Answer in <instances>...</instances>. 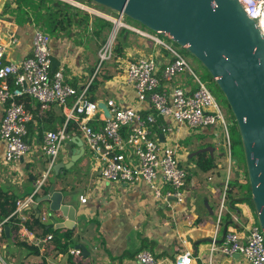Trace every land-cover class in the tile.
Instances as JSON below:
<instances>
[{"label": "crops", "instance_id": "1", "mask_svg": "<svg viewBox=\"0 0 264 264\" xmlns=\"http://www.w3.org/2000/svg\"><path fill=\"white\" fill-rule=\"evenodd\" d=\"M6 2L0 0V42L8 45L7 60L20 63L32 54V35L38 26L34 22L18 25L10 14H3ZM125 22L128 28H122L116 36L117 42L124 46V55L115 54L105 63H100L103 43L92 33V27L84 29L75 25L58 36L51 35L50 48L53 58L58 61L53 70L63 67L65 81L79 89L91 84L96 76H111L106 81L97 80L98 87L93 90L96 102L113 99L119 107L133 106L144 113H152L154 110L149 101L138 102L137 91L126 81L125 71L129 62L152 57L159 64L161 76L173 55L165 45L156 43L151 37L157 33L127 17ZM160 37L163 39L164 36ZM163 40L173 46L170 41H174L170 38ZM172 85L192 90L196 83L189 72H182ZM24 102L33 115L28 124L32 150L24 158L8 163L4 161L5 145L0 143V188L18 199L32 193L37 181L47 174L43 187L47 185L49 190L54 184L55 190L64 194L63 203L77 209V222L73 236L66 239L65 232L69 228L61 225L68 220L67 216L61 211H50L49 201L40 203L41 222L50 232L57 231L55 240L68 243L67 251L62 252L53 238L45 241L44 238L52 233H45L42 228L34 233L35 240H41L39 244L22 237L19 231L18 236L14 235L12 239V226L9 224L4 226L5 233V227H9L6 237L0 235L4 264H141L137 254L144 249L154 252L161 264H174L177 256L187 250L193 257L191 264H250L242 255H224L214 249V245L223 242L227 224L228 230L236 229L243 237L246 234L244 224L256 218L254 208L247 200L239 196L227 197L232 185L246 182V175L236 160L229 166L219 128L194 129L185 124L176 127L172 140L180 143V163L182 166V162L186 163L191 169L188 172L184 166L188 181L186 198L183 202H176L174 197L169 200L156 197L146 182L131 186L102 179L100 166L80 131L73 133L71 140L79 135L84 147L79 145L81 141L68 140L55 161L70 167H63L59 173L53 165L49 169V157L42 151L43 136L46 131L57 130L65 124L61 123L66 118L64 108L56 104L42 108L32 98ZM3 116L4 109L0 107V122ZM160 136L162 140H168V136ZM204 153L206 157L202 155ZM71 155L76 156L74 160ZM205 158L212 159V167L208 170L203 169L207 163ZM215 167L220 168V174H213L208 181L201 183L200 170L208 172ZM228 178V204L219 221L217 206ZM168 188L164 186L163 190ZM81 195L88 197L86 203L81 202ZM211 238L216 242H211Z\"/></svg>", "mask_w": 264, "mask_h": 264}, {"label": "built area", "instance_id": "2", "mask_svg": "<svg viewBox=\"0 0 264 264\" xmlns=\"http://www.w3.org/2000/svg\"><path fill=\"white\" fill-rule=\"evenodd\" d=\"M58 1L112 22L111 33L100 50V60L109 59L119 30L128 28L125 22L127 16L123 12L103 8L91 0ZM239 1L264 36V0ZM151 37L156 43L165 45L173 59L163 68L161 76L156 59H135L129 62L125 78L135 87L138 102L149 101L154 112L144 113L133 106L119 107L113 99H108L106 104L112 118L106 116L98 102L89 99L90 84L79 89L65 81L63 67L53 70L51 35L45 29L34 30L32 54L20 63L7 60L8 45L0 42V107L4 109L0 122V143L5 145L4 161L16 162L32 150L28 140V124L33 120V115L24 102L30 97L38 101L42 108L56 104L65 111L66 123L57 130L46 131L43 136L42 151L49 157V169L57 160L65 142L72 138L67 131L69 120H73L78 131L83 134L86 145L100 166L102 179L131 186L146 182L155 196L164 200L174 197L176 202H183L186 198L187 172L178 155L180 143L172 140L177 126L185 124L194 129L219 128L221 138L224 139L226 158L229 166H232L235 163L230 134L233 121L227 118L219 100L182 52L167 44L159 34ZM182 72H189L195 80L196 85L192 90L172 85L176 76ZM94 119L99 122L97 127L90 125ZM161 134L168 136V140H162ZM46 177L47 174L37 181L32 193L16 200L10 217L21 224L29 219L30 211L38 203ZM164 186L169 188L163 190ZM227 190L229 178L224 199ZM80 200L86 203L88 197L81 195ZM168 204L171 205V202L168 201ZM6 221L0 222V235L4 232ZM243 228L246 230L243 237L236 229H230L223 242L214 245V249L224 255L239 253L250 264H264V230L256 218L247 220ZM19 233L27 240L38 244L41 242L35 240L34 232L23 225ZM52 237L49 234L44 240L48 241ZM77 253L80 251L77 250ZM137 259L141 264H161L154 252L148 249L141 250ZM192 259L191 251L187 250L177 256L174 264H191ZM0 264H4L1 256Z\"/></svg>", "mask_w": 264, "mask_h": 264}, {"label": "water", "instance_id": "3", "mask_svg": "<svg viewBox=\"0 0 264 264\" xmlns=\"http://www.w3.org/2000/svg\"><path fill=\"white\" fill-rule=\"evenodd\" d=\"M91 1L123 12L147 29L170 38L209 71L236 119L244 147L251 199L257 221L264 230V36L256 21L247 15L239 0ZM56 63L58 61L53 58V67ZM98 105L108 118H112L105 101ZM73 139L82 142L79 135ZM79 145L84 147L83 142ZM71 156L72 160L76 157ZM53 167L59 173L70 165L58 162ZM63 200L64 194L55 190L52 184L46 194L38 197L33 209L39 217V204L49 201L50 211H61L68 218L61 227L73 229L77 209ZM5 230L7 233L9 227ZM227 230L228 224L224 235ZM210 241L215 240L211 238Z\"/></svg>", "mask_w": 264, "mask_h": 264}, {"label": "trees", "instance_id": "4", "mask_svg": "<svg viewBox=\"0 0 264 264\" xmlns=\"http://www.w3.org/2000/svg\"><path fill=\"white\" fill-rule=\"evenodd\" d=\"M3 14H10L12 17L15 18V21L18 25H25L27 23H35L38 28L45 29L50 35L52 36H58L62 32L68 31L71 27L75 25H79L83 27L84 29H89L92 27V33L98 37V39L101 41V44L105 43L107 41L108 35L110 34L113 24L112 22L101 18L99 16H91L88 13L83 12L82 10H79L67 3L58 1V0H7L5 5L3 6ZM92 25V26H91ZM119 35V34H118ZM118 37V36H117ZM124 46L121 43L116 42L113 48V54L117 56L124 55L123 53ZM184 49V48H183ZM185 52L189 53L184 49ZM190 54V53H189ZM204 67V66H203ZM206 69V68H205ZM206 72L208 75L211 76L209 71L206 69ZM111 76L104 75L101 77L97 76L94 78L92 83L89 87V99L92 101H95L93 97V90L98 87V81H106ZM202 81H205V78L201 77ZM215 81V80H214ZM209 89L212 91V93L216 96V98L219 100L220 103H226L227 104V111H225V114L227 118L233 121V125L231 127V141H232V151L234 159L237 160L238 164H244L245 165V175H246V182L241 183L237 186L232 185L230 188V191L227 194V197L234 198L236 196H239L243 200H247L250 204H252L254 211L255 207L251 199V187L248 180V173L246 169V163H245V153H244V147L243 142L241 138V134L236 122V119L231 111V108L223 95L220 88L217 86V89H214V87H210L208 85ZM29 97L25 99V101H29ZM55 104H52L54 106ZM50 105V107H52ZM224 109V108H223ZM228 113V114H227ZM46 120V118H45ZM61 123H66V118H63L61 120ZM90 125L93 127H97V119H94L90 122ZM55 129V128H54ZM67 131L73 135V133H78L77 124L73 120H69L67 122ZM205 157L207 156L206 153L202 154ZM205 163L203 165L204 170H208L212 167V159L208 158L204 160ZM189 178V174H188ZM48 192V186L44 185V187L41 189L40 196L46 194ZM16 200L12 195L8 194L7 192H4L0 188V222L7 219V221L4 223L5 225H11L12 226V239L14 238V235L18 236L17 233L19 229L21 228V225L25 226L29 230L33 231L34 233L37 232V229L42 228L45 230V233H52L53 235V242L56 243V245L59 247V249L62 252L67 251L68 249V243L62 242L60 239L55 240V233L56 230H52L50 232L49 230L45 229L46 226L41 222V219L36 216L35 210H32L30 213V217L27 221L23 222L21 224L19 221H17L14 217H10L11 213L13 212L16 204ZM256 216V213H255ZM257 219V217H256ZM221 220V217H220ZM74 229H66L65 232V238L70 239L73 236ZM3 238L6 237V233L4 232L2 235ZM51 238V239H52ZM18 242L19 238H15ZM34 249H37L33 246Z\"/></svg>", "mask_w": 264, "mask_h": 264}, {"label": "rangeland", "instance_id": "5", "mask_svg": "<svg viewBox=\"0 0 264 264\" xmlns=\"http://www.w3.org/2000/svg\"><path fill=\"white\" fill-rule=\"evenodd\" d=\"M100 6L103 7V8H105L102 5H100ZM127 19H129V18L127 17ZM163 39H165V37H163ZM170 43L175 48H177L180 52H182V54L186 57V59L192 65L193 69L197 72V74L200 75L201 77L205 78V81L204 82L207 84V86L209 85L210 87H214V89H217V86L218 85L216 84V82L214 81V79L211 78L208 75V73L206 72L205 67H203V65L193 55L185 52L184 49L182 47H180L177 43H174V42H171V41H170ZM106 60H103V61L100 60V62L105 63ZM220 104L222 105V107L224 108V110L228 112V110H227V107H228L227 104L226 103L225 104L224 103H220ZM182 164L185 166V168H186V170L188 172H189V170H191L190 167H189V165H187L186 163H183V162H182ZM240 166L242 167V169L245 170V165L244 164H241ZM219 169H220L219 167H215L214 169H211L208 172H204L203 170L202 171L200 170V174H199L200 182L202 183V182L208 181L209 176H212L213 177V174L214 175L215 174H220V170ZM223 193H224V189H223ZM223 193L220 196V201H219L218 206H217V209H218L217 210L218 211L217 216L218 217L220 215H224L225 214L224 213L225 210H226L225 207H227V204H228L227 197H225V199H224V194ZM0 256L3 257V255L1 253H0Z\"/></svg>", "mask_w": 264, "mask_h": 264}]
</instances>
